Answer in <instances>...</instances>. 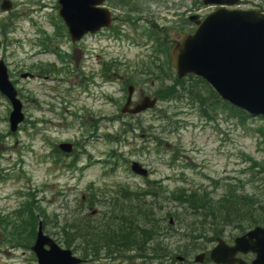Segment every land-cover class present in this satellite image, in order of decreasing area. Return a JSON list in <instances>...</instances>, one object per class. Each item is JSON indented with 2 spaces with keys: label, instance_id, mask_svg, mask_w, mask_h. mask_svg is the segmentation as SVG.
I'll return each mask as SVG.
<instances>
[{
  "label": "rangeland",
  "instance_id": "374dc122",
  "mask_svg": "<svg viewBox=\"0 0 264 264\" xmlns=\"http://www.w3.org/2000/svg\"><path fill=\"white\" fill-rule=\"evenodd\" d=\"M10 1L11 12H0V58L16 79L15 89L25 107L26 121L17 132L10 133L9 104L0 96V219L2 226L4 220L7 221L8 243L10 233L13 234L10 228L13 212L25 216L27 242L32 236L31 224L35 229L37 222H43L44 234L58 239L64 232L62 226L75 218L86 216L99 220L107 206L106 199L122 197L123 189L149 191L156 193L155 198L143 197L144 202L150 203L149 210L156 211L158 218L170 213L173 220L166 215L159 224L154 221V231L160 226L159 236L167 234V237H158V243L149 245L144 253L149 254L150 260L143 263L180 264L175 259L181 256L179 253L157 258L159 253L154 248L161 247L163 242L169 250L185 244L180 241L185 236L178 233L179 224L198 228L200 223L193 221L190 208L179 204L182 197L175 201L168 195L181 189L211 192V181H219L221 185L234 180L245 181L247 158L256 162L254 170L264 168V120L250 118L241 125L224 119L223 114L215 122L205 123L186 91L192 79L184 78V82L177 85L172 73V77L160 79V85L158 82L153 85L152 77H144L143 68L147 65L144 50L132 44L134 38L126 40L129 35L132 37V28L124 22L158 23L171 41L180 37L178 29L188 26L190 30L189 22L182 24L184 20L187 22L188 16L203 17L211 9L203 8L200 0H106L104 6L116 18L113 25L120 27L122 41H116L105 32L76 44L63 37L62 29L53 25L57 20V0ZM172 25L177 28L169 30ZM46 38L53 39L54 46L56 43L65 65L50 51L39 48ZM103 61L111 62L112 67L107 68H112L114 75L106 71V77H101L98 62ZM36 64L45 68L53 65L55 71L34 79L20 77V71L31 74ZM126 81L147 95H159L161 100L153 111L136 118L138 128L134 125L132 132L123 134L121 125L127 119L119 121L118 117L126 93L117 82L122 86ZM168 86L177 90L172 100H166ZM159 115L167 118H159ZM165 126L169 132L163 129ZM107 134L119 136V140ZM158 138H161L159 143ZM61 142L75 144L72 155L56 158L51 153V147ZM73 161L74 165H68ZM131 161L145 167L148 176L134 175L129 170ZM249 186H244L246 191ZM221 190L214 194H221ZM92 194L96 195V201L89 203ZM91 210L97 212L94 218L90 216ZM170 220L175 229L167 228ZM120 230L125 231L130 240L136 237L124 223L118 226V234ZM170 232L174 233L169 235ZM233 234L227 232L224 239L230 241ZM195 236L197 239L192 246L206 242L201 241L197 233ZM213 246L212 243L205 250H193L195 253L185 256L184 264H198L193 260L195 255L208 256ZM30 256L29 250H11L7 255H0V264H35ZM115 259L101 257L97 258L98 262L88 264L141 263L139 259L131 261L130 258L125 263L121 258ZM200 264L212 263L204 260Z\"/></svg>",
  "mask_w": 264,
  "mask_h": 264
},
{
  "label": "water",
  "instance_id": "95a60500",
  "mask_svg": "<svg viewBox=\"0 0 264 264\" xmlns=\"http://www.w3.org/2000/svg\"><path fill=\"white\" fill-rule=\"evenodd\" d=\"M204 4L218 2L203 0ZM103 0H58L59 15L67 26L71 40L77 41L86 32L107 27L110 14L96 6ZM6 5V3H5ZM3 9L6 6H2ZM194 18L192 17L191 20ZM170 63L178 78L187 74L201 77L211 88L231 105L250 115L264 116V15L251 12L218 10L208 15L193 35L185 36L170 53ZM0 89L9 99L12 111L9 115L11 132L22 122L21 105L15 91L7 81L0 62ZM129 103V99L127 104ZM126 104V105H127ZM155 99L144 97L130 113L136 114L154 106ZM70 145L61 144L59 149L70 152ZM131 171L145 177L146 170L133 162ZM47 245L49 250H45ZM31 250L38 264H78L69 250L59 249L41 233L40 227ZM253 254L249 264H264V228L255 227L234 239L228 246L221 240L209 252L215 264H247L236 258L237 254ZM203 255L195 258L201 262Z\"/></svg>",
  "mask_w": 264,
  "mask_h": 264
},
{
  "label": "trees",
  "instance_id": "16d2710c",
  "mask_svg": "<svg viewBox=\"0 0 264 264\" xmlns=\"http://www.w3.org/2000/svg\"><path fill=\"white\" fill-rule=\"evenodd\" d=\"M188 85H191V89H196L194 96L202 110L205 111L204 107L209 106V104H204L203 93L200 91L204 83L198 79ZM172 93L173 89L171 90ZM189 94L193 98L190 92ZM220 104L221 108L228 107L224 103L220 102ZM231 110L240 121L245 118V115L237 109ZM247 161L249 164L246 170L248 178L245 181L234 180L224 185H221L219 181L211 182L210 187L213 191L222 189L219 196L215 197L213 192H206L205 189H181L177 193H171L172 200L177 201L178 197L183 198L179 204L190 208L189 211L194 216L193 221H198L200 226L194 228L193 225L188 224L182 227V224H179L178 229L185 236V244H180L171 250L168 247H156L154 249L157 254L164 256L168 253L173 257L177 252L186 258L185 256L190 253H195L193 250L197 248H204L205 250L216 238H224L227 232L238 235L255 226L264 227L263 171L262 168L254 170L257 165L252 159L247 158ZM246 184L250 185L249 191H246L244 187ZM147 194L156 196V193L149 191ZM143 195V193H133L123 189L122 198L118 196V199L121 200L120 204L117 201L110 204L103 212L101 220L93 221L86 217L73 219L70 224V232L63 239V241L67 240L68 242L64 243L66 246H71L69 243H72L71 247H74L83 257L97 258L101 255L103 248L112 252L111 256L121 257L125 261L130 258L145 256L144 251L147 249V245L158 243L156 239L159 237V230L154 231L153 229L155 220L151 217V211L147 210L148 207L143 206ZM123 223L128 225L136 234L132 240L123 230H120L118 234V226ZM195 233L198 234L197 237L201 238V241H206L202 246L201 242L198 247L191 245L197 239ZM129 248L135 249L141 256L138 254L130 255L127 253Z\"/></svg>",
  "mask_w": 264,
  "mask_h": 264
},
{
  "label": "flooded vegetation",
  "instance_id": "af4514ba",
  "mask_svg": "<svg viewBox=\"0 0 264 264\" xmlns=\"http://www.w3.org/2000/svg\"><path fill=\"white\" fill-rule=\"evenodd\" d=\"M235 8L243 9V10H253V11H256L258 13L263 14L264 13V0H239V5L235 6ZM152 27H154V25H152ZM159 27H161V26L159 25ZM161 28H162V30H164L163 27H161ZM171 28L175 29L177 27L172 25L169 28V30ZM151 34H153V32H151L150 35ZM147 39L151 40V36H148ZM156 45H157V51L161 50L163 48L162 44H160V43L156 44ZM167 66H168V64L165 63L164 67H167ZM100 67H101V69L103 68L102 64L100 65ZM26 74H28V73H26ZM134 92H135V89H134ZM141 94H142L141 91L137 92V97H140ZM133 95H134V93H133ZM4 226L0 227V255L2 253H9V249H11V245L8 243V233H7ZM12 229H13V234L10 233V235L13 236L14 245L18 246L19 248H24V250H25V248H26L25 223H23V222H21V220H19L17 225L13 226Z\"/></svg>",
  "mask_w": 264,
  "mask_h": 264
}]
</instances>
